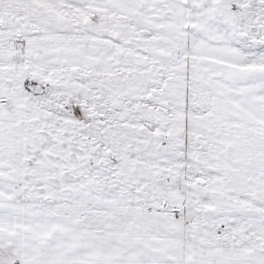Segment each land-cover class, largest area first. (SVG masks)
<instances>
[{
	"label": "rangeland",
	"instance_id": "obj_1",
	"mask_svg": "<svg viewBox=\"0 0 264 264\" xmlns=\"http://www.w3.org/2000/svg\"><path fill=\"white\" fill-rule=\"evenodd\" d=\"M0 199L20 264H264V0H0Z\"/></svg>",
	"mask_w": 264,
	"mask_h": 264
},
{
	"label": "crops",
	"instance_id": "obj_2",
	"mask_svg": "<svg viewBox=\"0 0 264 264\" xmlns=\"http://www.w3.org/2000/svg\"><path fill=\"white\" fill-rule=\"evenodd\" d=\"M22 255L21 203L0 199V264H20Z\"/></svg>",
	"mask_w": 264,
	"mask_h": 264
}]
</instances>
